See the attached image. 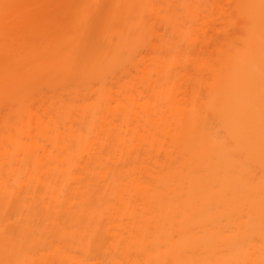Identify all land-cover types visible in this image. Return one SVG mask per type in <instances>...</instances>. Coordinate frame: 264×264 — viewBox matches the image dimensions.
I'll return each instance as SVG.
<instances>
[{
  "label": "bare ground",
  "instance_id": "bare-ground-1",
  "mask_svg": "<svg viewBox=\"0 0 264 264\" xmlns=\"http://www.w3.org/2000/svg\"><path fill=\"white\" fill-rule=\"evenodd\" d=\"M0 264H264V0H0Z\"/></svg>",
  "mask_w": 264,
  "mask_h": 264
}]
</instances>
